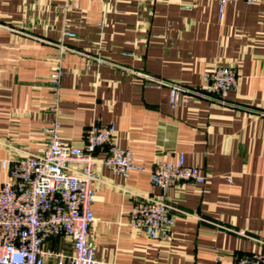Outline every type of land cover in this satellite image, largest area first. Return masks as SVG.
Masks as SVG:
<instances>
[{"label":"crops","instance_id":"0c3cea01","mask_svg":"<svg viewBox=\"0 0 264 264\" xmlns=\"http://www.w3.org/2000/svg\"><path fill=\"white\" fill-rule=\"evenodd\" d=\"M70 31L75 37L66 35ZM217 63L237 87L212 105L169 86L200 89ZM64 76L52 89L53 66ZM84 146L96 122L144 168L128 179L96 155L92 212L98 260L112 264H215L264 255V0H0V186L2 162L43 150L48 130ZM182 154L205 184L166 191L169 236L149 239L129 223L139 196L156 192L151 171ZM54 250L71 252L54 241Z\"/></svg>","mask_w":264,"mask_h":264},{"label":"built area","instance_id":"2783aa9c","mask_svg":"<svg viewBox=\"0 0 264 264\" xmlns=\"http://www.w3.org/2000/svg\"><path fill=\"white\" fill-rule=\"evenodd\" d=\"M228 1L217 0L220 11ZM241 1L253 4L263 0ZM66 35L75 37L70 31ZM64 73L57 64L50 74L57 97ZM155 82L169 86L173 109L182 92L204 97L214 105L224 102L227 93L237 87L238 73L234 66L217 63L205 72L204 83L196 90L161 79ZM60 130V123L54 122L42 151L2 162L9 176L0 186V264H112L97 259L93 239L96 155L105 149L102 163L125 179L144 168L135 164L133 151L116 144L113 123L93 124L86 131L82 147L63 140ZM205 181L196 167L185 164L182 154L157 162L151 171V183L157 191L138 197L129 214L130 225L143 230L151 240L169 236L173 208L167 203L166 191L183 183L203 185ZM54 241L66 242L71 252L49 247ZM215 264H264V255L217 259Z\"/></svg>","mask_w":264,"mask_h":264}]
</instances>
